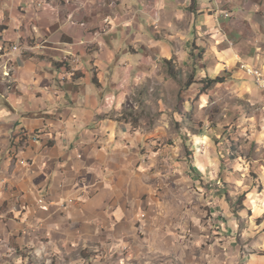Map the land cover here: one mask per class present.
Returning <instances> with one entry per match:
<instances>
[{
    "label": "crops",
    "instance_id": "0c3cea01",
    "mask_svg": "<svg viewBox=\"0 0 264 264\" xmlns=\"http://www.w3.org/2000/svg\"><path fill=\"white\" fill-rule=\"evenodd\" d=\"M192 51L264 122L240 68L264 65V0H0V264H264V195L223 162L234 135L158 144L123 115L144 64ZM223 183L245 190L236 214Z\"/></svg>",
    "mask_w": 264,
    "mask_h": 264
},
{
    "label": "rangeland",
    "instance_id": "374dc122",
    "mask_svg": "<svg viewBox=\"0 0 264 264\" xmlns=\"http://www.w3.org/2000/svg\"><path fill=\"white\" fill-rule=\"evenodd\" d=\"M198 55H200L198 51L194 53L192 51L191 64L186 69L172 61L173 70L176 69L179 75L176 80L170 78L168 69L172 67L165 64L166 60L144 64V75L135 84L132 94L125 103L123 115L131 124L156 130L158 144L165 145L173 144L175 133L184 131L199 133L204 128L219 125V130L224 134L234 135L235 139L228 144L231 151L223 162L228 164L235 161L237 165H241L242 167L236 170V179H242L243 176V180L247 179L245 183L251 191L264 195V122L258 118L261 107L251 106L245 100L231 96L233 93L226 95L229 90L217 88L212 91L213 87L208 86L203 88L207 83L206 80L197 78L198 71L202 73L201 64L197 60ZM205 63L208 66V73H211L209 62ZM189 79L193 84L188 88L185 85ZM196 84L201 86L197 88L194 86ZM202 94L210 95V100L214 104L205 112H196L197 108H200L197 103ZM251 118L257 120L253 121ZM247 119L250 120L245 121ZM237 135L239 136L236 138ZM250 137L254 138L251 144ZM186 140L188 141L187 138ZM220 187L225 194L229 190L237 194L231 195L230 206L232 205L234 214L239 212L246 200V194H242L245 190H240V186L236 184L223 183ZM107 261L99 255L93 262L86 264H105Z\"/></svg>",
    "mask_w": 264,
    "mask_h": 264
},
{
    "label": "built area",
    "instance_id": "2783aa9c",
    "mask_svg": "<svg viewBox=\"0 0 264 264\" xmlns=\"http://www.w3.org/2000/svg\"><path fill=\"white\" fill-rule=\"evenodd\" d=\"M64 1H68V0H64ZM44 3H41V6H36L37 8H41L43 6ZM230 14L229 13H225V18H230ZM20 47H11L10 52L11 53H20ZM241 70H243L246 75H248L249 77L252 78L255 86L264 91V65H257V66H251V65H246L243 64L240 66ZM72 201H69V204ZM38 204L40 206V208L42 210H47V206L45 205V200L44 198H41L38 200Z\"/></svg>",
    "mask_w": 264,
    "mask_h": 264
},
{
    "label": "trees",
    "instance_id": "16d2710c",
    "mask_svg": "<svg viewBox=\"0 0 264 264\" xmlns=\"http://www.w3.org/2000/svg\"><path fill=\"white\" fill-rule=\"evenodd\" d=\"M172 61L173 60L165 61V64L168 67L169 66L172 67ZM63 66H66V65H63ZM175 70H173V67H172V69H170V67L168 69V73H169L170 78H173L174 80L178 79V77H179L178 73ZM205 80H206L207 85H203V88H206V86H208V88H209V87H211V86H213L215 84H222V83H224V78L223 77H217L214 80H209V79H205ZM192 84H193V82L191 81V79H189L187 81V83H186L185 86H187L189 88ZM186 161H187L188 165L190 166V169L194 172L193 167H191L192 166V163H193V159L190 156V153L189 152H186ZM229 200L230 199H228V201Z\"/></svg>",
    "mask_w": 264,
    "mask_h": 264
},
{
    "label": "bare ground",
    "instance_id": "6f19581e",
    "mask_svg": "<svg viewBox=\"0 0 264 264\" xmlns=\"http://www.w3.org/2000/svg\"><path fill=\"white\" fill-rule=\"evenodd\" d=\"M36 6H41V3H37V5Z\"/></svg>",
    "mask_w": 264,
    "mask_h": 264
}]
</instances>
